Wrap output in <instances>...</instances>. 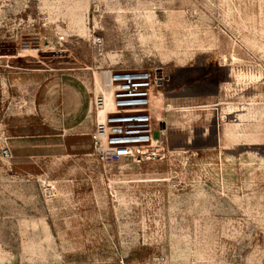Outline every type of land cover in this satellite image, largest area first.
<instances>
[{
	"label": "rangeland",
	"instance_id": "obj_1",
	"mask_svg": "<svg viewBox=\"0 0 264 264\" xmlns=\"http://www.w3.org/2000/svg\"><path fill=\"white\" fill-rule=\"evenodd\" d=\"M206 49L241 51L225 64L246 123L256 112L252 145L213 151V129L163 131L148 160L102 165L89 135L4 115L0 95V264H264V0H0V60L80 73L91 99L119 69L158 70L167 91L200 80L205 93L219 59L195 55ZM69 224L100 242L62 248Z\"/></svg>",
	"mask_w": 264,
	"mask_h": 264
},
{
	"label": "crops",
	"instance_id": "obj_2",
	"mask_svg": "<svg viewBox=\"0 0 264 264\" xmlns=\"http://www.w3.org/2000/svg\"><path fill=\"white\" fill-rule=\"evenodd\" d=\"M195 51L201 53L195 54L196 56L219 58L217 71L211 73L212 78L208 79L210 82L207 83L206 92L199 91V86L203 85L200 80L195 83L198 85L195 93L191 92L193 85L190 86V91H187L184 85L168 91L158 89L153 92L150 105L153 120L160 124L164 133H171L173 138H184L187 136V131L201 128L202 136H205L204 130L213 129L211 134L215 139L213 151L233 150L236 147L251 145L244 143V132L246 127L250 130L255 129L256 112L253 113V120L246 123V113L241 109L245 105L240 102L236 93L239 83L231 77L233 70L225 64V58L241 51L226 49ZM8 58L11 60H0L5 64L0 71V95L8 109L4 115H18L19 119H35L31 117L32 112L35 111L34 115L45 121V128L48 125L52 127V120L59 119L63 135L69 138L76 135H91L94 129L91 94L94 89L90 82L84 81L80 73L71 74L63 68L49 69V72L18 69L14 67L15 63L32 62L27 55L20 52ZM222 73H224L223 78ZM230 79L232 81H228ZM252 105L247 104V106ZM17 107L20 110H13ZM202 109L210 114L208 119L211 125L208 128L202 124ZM226 144L230 145L223 147ZM89 228L90 225L74 228L69 224L66 232L71 233V236H68L61 247L68 249L94 247L100 239L89 235L92 233ZM62 263L80 262L68 260Z\"/></svg>",
	"mask_w": 264,
	"mask_h": 264
},
{
	"label": "built area",
	"instance_id": "obj_3",
	"mask_svg": "<svg viewBox=\"0 0 264 264\" xmlns=\"http://www.w3.org/2000/svg\"><path fill=\"white\" fill-rule=\"evenodd\" d=\"M98 46L100 38L94 39ZM102 89L92 98L97 122L90 135V149L102 165L119 162L140 163L161 148L163 129L150 113L153 92L162 87L158 70H107ZM8 158L6 149L0 151Z\"/></svg>",
	"mask_w": 264,
	"mask_h": 264
},
{
	"label": "bare ground",
	"instance_id": "obj_4",
	"mask_svg": "<svg viewBox=\"0 0 264 264\" xmlns=\"http://www.w3.org/2000/svg\"><path fill=\"white\" fill-rule=\"evenodd\" d=\"M236 75V77L238 76L239 72L238 71H233ZM153 111V110H152ZM159 111V110H158ZM252 145V144H251Z\"/></svg>",
	"mask_w": 264,
	"mask_h": 264
}]
</instances>
